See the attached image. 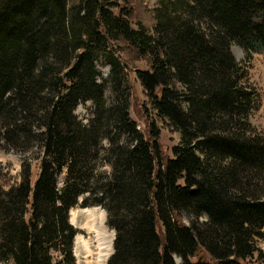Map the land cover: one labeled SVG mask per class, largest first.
Returning a JSON list of instances; mask_svg holds the SVG:
<instances>
[{
  "label": "trees",
  "instance_id": "1",
  "mask_svg": "<svg viewBox=\"0 0 264 264\" xmlns=\"http://www.w3.org/2000/svg\"><path fill=\"white\" fill-rule=\"evenodd\" d=\"M119 3L0 0V139L40 151L34 183L24 159L20 181L0 187V260L74 264L77 205L105 209L115 232L107 264L264 256V135L251 120L261 95L231 50L264 52V0H158L148 25ZM123 57L147 65L134 71L180 133L172 157L160 156L157 129L147 138L130 116ZM86 100L94 113L83 122L74 111Z\"/></svg>",
  "mask_w": 264,
  "mask_h": 264
},
{
  "label": "rangeland",
  "instance_id": "2",
  "mask_svg": "<svg viewBox=\"0 0 264 264\" xmlns=\"http://www.w3.org/2000/svg\"><path fill=\"white\" fill-rule=\"evenodd\" d=\"M119 2V5L121 7L127 6L128 8H134L132 17L133 25H136V23L140 20H143L147 25L152 22L150 21V14L153 12V9L158 6V0H119ZM115 9V11H117L118 8ZM231 50L236 59L243 66H245V70L248 71V82L251 85L255 86L261 95L259 108L252 115L251 120L253 125L257 128L258 132L264 135V52L254 53L252 58L248 60L245 50L240 44L233 43L231 45ZM123 59L127 61L129 65L127 69L129 73V84L131 86V96L129 101L130 116L134 120H136L137 128L140 129V131H142L144 133V136L147 138L151 139L152 128L155 130L157 129V131L159 132L157 140L160 146V156L162 157V159L172 157V148L179 142L180 133L177 130L170 128L154 113L146 95L143 92L140 81L134 71L135 68H147V65L143 60H133L125 57H123ZM99 70L100 72L97 80L100 82L109 76L110 68L108 66L103 68L99 67ZM74 113L83 122H87L89 118L93 117L94 104L90 100L80 101ZM104 144H107L106 141H104ZM39 157L40 151L36 144H33L29 149L23 151L7 146V144H5L2 139H0V187L6 189L10 185H14L20 181L22 161L24 159H28V161L31 162V181L34 183L40 171ZM100 170H106L107 172H109L110 167L107 165H101ZM63 177V174L59 177L60 186H62L63 184ZM86 195H83L79 198V203H81ZM73 208H71L73 211H71L70 209L71 222L73 221V224L75 226L81 228H77V236L75 237V239L73 238L72 252L75 257L74 264H99L100 262H102L103 264H107L109 257L111 256V252H113L114 231L110 230L107 225H105V210L100 206H90V208H92L96 213H88L89 211H87L88 215H94H91L87 219H84L82 217V215L84 214L78 210L82 207L80 205H77ZM74 216H76V218L75 220H72ZM92 219H99L102 221V226L104 228L106 236V245L111 248V252L106 251L104 253L105 259L103 258L102 260H97V257L95 255L97 248H99L100 245L97 240L96 230L90 227ZM183 221L186 223L188 222L186 219H184ZM158 231L159 233H161V236H163V228H159ZM79 236H81V239L84 242H86L87 240L88 242H90V244L93 246V253H86V251L84 250L78 252L77 254L75 253V240ZM255 244L261 249V251L264 252V229L261 236H255ZM54 253V258H57L60 254L59 252ZM199 255H204L203 257H206L208 259L210 258L207 253H204V251H199ZM175 261L177 264H181V258L176 255ZM242 263L264 264V256H260L257 252L253 257L243 260ZM0 264H14V261L13 259H8L5 261L0 260Z\"/></svg>",
  "mask_w": 264,
  "mask_h": 264
},
{
  "label": "bare ground",
  "instance_id": "3",
  "mask_svg": "<svg viewBox=\"0 0 264 264\" xmlns=\"http://www.w3.org/2000/svg\"><path fill=\"white\" fill-rule=\"evenodd\" d=\"M74 209V208H73ZM80 212H87L88 210H93L92 208H87V210H81V209H78ZM71 211H73L71 209ZM70 211V213H71ZM90 212V211H89ZM95 212V211H93ZM77 214V213H76ZM84 215H82V217L84 219H87L89 216L91 215H94V214H91V215H88V213H83ZM76 216H74L72 218V220H75ZM70 221H71V218H70ZM73 223V221H72ZM90 227L91 228H94L96 230V236H97V240L99 242V245L100 247L97 248V251L95 253L96 257H97V260H102L103 258L105 259V255L104 253L106 251L108 252H111V248L109 246L106 245V236H105V232H104V228L102 226V221L99 220V219H95V220H91V223H90ZM112 235V234H111ZM81 236L77 237V239L75 240V253L77 254L78 252L84 250L86 251V253H93V246L90 244V242H88V240L86 242H83L81 241ZM99 264H103L102 262H100Z\"/></svg>",
  "mask_w": 264,
  "mask_h": 264
},
{
  "label": "crops",
  "instance_id": "4",
  "mask_svg": "<svg viewBox=\"0 0 264 264\" xmlns=\"http://www.w3.org/2000/svg\"><path fill=\"white\" fill-rule=\"evenodd\" d=\"M88 211L93 212V210H88ZM90 212H88V213H90ZM81 213H87V212H81ZM93 213H96V212H93ZM83 226H87V225H83ZM85 228H87V227H85Z\"/></svg>",
  "mask_w": 264,
  "mask_h": 264
}]
</instances>
